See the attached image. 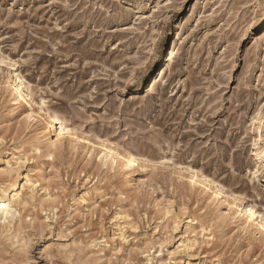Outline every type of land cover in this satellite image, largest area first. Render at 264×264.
<instances>
[{"label":"rangeland","instance_id":"1","mask_svg":"<svg viewBox=\"0 0 264 264\" xmlns=\"http://www.w3.org/2000/svg\"><path fill=\"white\" fill-rule=\"evenodd\" d=\"M260 151L264 0H0V264H264Z\"/></svg>","mask_w":264,"mask_h":264},{"label":"bare ground","instance_id":"2","mask_svg":"<svg viewBox=\"0 0 264 264\" xmlns=\"http://www.w3.org/2000/svg\"><path fill=\"white\" fill-rule=\"evenodd\" d=\"M11 69L13 71V75L10 79V84L16 86L18 91V95L16 99L19 102H24L28 106V112L26 114L27 119H33L35 122L38 123V125L44 127V126H51L49 117L47 113L45 112V109L42 107V105L36 100V98L33 97L31 91L26 87L24 83V79L21 77V75L16 71L14 66H11ZM60 140V137L57 136L56 140L52 142V145H56ZM259 153H264V151H260ZM105 157L107 159H110L111 161H116L114 157H112L111 153L105 152ZM126 164L128 167H130L131 164L135 165L136 158L133 155H129L126 157ZM199 178V177H197ZM217 188V187H216ZM218 193H222L220 189H217ZM9 195V192L6 191V194L4 196H0V218L7 219L8 217L13 215L14 210V202L15 199H10L7 196ZM234 205L240 207V204H237L236 202L233 203ZM245 213L249 214L247 217V220L250 222H260L261 226L264 228V215H262L253 205H248L244 208Z\"/></svg>","mask_w":264,"mask_h":264}]
</instances>
